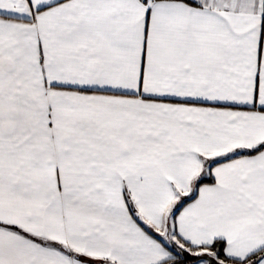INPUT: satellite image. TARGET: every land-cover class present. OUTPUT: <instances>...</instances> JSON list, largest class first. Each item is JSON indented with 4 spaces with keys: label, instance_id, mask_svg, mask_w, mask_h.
I'll return each instance as SVG.
<instances>
[{
    "label": "snow or ice",
    "instance_id": "snow-or-ice-1",
    "mask_svg": "<svg viewBox=\"0 0 264 264\" xmlns=\"http://www.w3.org/2000/svg\"><path fill=\"white\" fill-rule=\"evenodd\" d=\"M0 264H264V0H0Z\"/></svg>",
    "mask_w": 264,
    "mask_h": 264
}]
</instances>
